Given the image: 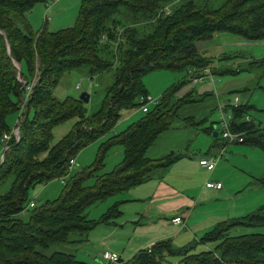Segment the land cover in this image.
Listing matches in <instances>:
<instances>
[{"label": "trees", "instance_id": "trees-1", "mask_svg": "<svg viewBox=\"0 0 264 264\" xmlns=\"http://www.w3.org/2000/svg\"><path fill=\"white\" fill-rule=\"evenodd\" d=\"M46 1L0 0V146L3 133L11 129L9 113L18 112L25 86L34 79L19 139L8 141L0 162V264H88L73 253L45 254L43 249L73 242L69 235L74 232L85 237L119 216V202L97 219L88 218L85 208L153 178L158 168L176 159H153L146 152L180 109L198 99L193 89L177 94L190 81L188 69L240 71L211 66L213 56L203 54L198 43L217 31L247 40L264 38V0H221L217 5L211 0H80L72 25L51 30L45 21L34 28L27 13ZM165 5L170 12L158 14ZM255 62L264 67V56L249 63ZM82 66L90 75L113 69L101 106L90 113L79 97L53 95L61 75ZM160 68L183 70L185 79L168 85L138 119L101 142L91 165L70 174L69 160L109 134L124 111L140 105L139 98L149 93L142 76ZM252 106L247 100L230 107L232 124L243 132V143L264 151V125L245 119ZM192 116L182 118L188 124L199 122ZM71 117H77L73 129L49 145L55 125ZM212 129L202 128L213 134ZM116 144L123 146L121 162L100 172L107 150ZM53 179L64 180L59 196L29 207L28 189ZM87 181L91 183L85 185ZM257 181L264 185V176ZM235 226H264V204L218 222L191 244L177 247L170 238L160 239L119 264H264V232L233 235ZM211 242L214 246L206 248ZM197 243L204 246L195 250Z\"/></svg>", "mask_w": 264, "mask_h": 264}, {"label": "rangeland", "instance_id": "rangeland-1", "mask_svg": "<svg viewBox=\"0 0 264 264\" xmlns=\"http://www.w3.org/2000/svg\"><path fill=\"white\" fill-rule=\"evenodd\" d=\"M55 2L57 1L37 2L33 6V8L36 7V10L39 11L40 14L38 24L33 21L35 25L41 26L46 21L48 27H50L51 30H54L56 29V26H51L52 18H54L55 15L62 14L65 9L70 11V9H73L75 5L77 7L79 3L77 2V4H75V0H63L60 4V7L56 8V5H54ZM211 2L213 5H217L221 2V0H211ZM56 4L58 5V2ZM76 11L77 8H75L74 14H76ZM169 12L170 6L165 5L163 8H161L158 14H167ZM72 24L73 22L69 25ZM33 27L36 28L37 26ZM198 47L203 54L213 56V62L211 66L220 64L219 66L240 68V71L236 73H213V80L207 76L203 79V81L195 84H193L191 81H184L180 89L177 91V94L179 95L191 89H199L201 91L207 90L209 92L203 97L194 95L193 97L198 99L186 104L180 109L179 116L172 119L170 127L157 137L155 142L146 152V155L150 158H160L169 155L177 156V154L185 156L186 161L192 169L193 186H195L197 190L195 195L188 193L192 196L191 200H193L194 204L189 205L188 209H177L174 211V214L186 215L190 209L192 211L193 207L196 206V209L192 211L191 216H185L186 219H188V216H190L189 222L198 213V205L201 201L196 204L198 199L197 195L204 185L207 177L206 173L209 171L208 169H205L199 165V159L217 153L219 148L218 142L224 143V141L221 139L216 141V138L213 134L206 133L202 130V128L208 127V125L213 123H215V128L218 129L220 111L217 108L218 101H216L215 91L218 94L228 91L230 93H234L233 96L237 95L239 100H248L250 103L254 104V106H252V108L249 110L248 116H250L254 122L264 125V67L256 62L249 63L253 58H260L264 56V38L257 40H247L240 34L234 32L217 31L214 32L209 39L199 42ZM112 72L113 69L107 72L104 71L99 74L90 75L88 73L87 66L65 71L61 75L58 83L53 88V95L59 99H62L66 96L79 97L81 92L85 91L89 95L88 100L84 101L85 108L87 112L90 113L101 106V102L105 93V86L112 80ZM183 79H185V73L183 70H174L168 68L154 69L142 76L143 83L150 91L149 93H151L153 96H158L168 85ZM33 82L34 79L27 85H29V87L31 86L32 88ZM125 114L129 115L127 117H123ZM142 114L143 111L139 108V106L135 107V109L124 111V113L119 117L116 124L114 125V129H112L109 134L88 144L78 152L75 157V164L70 170V174H73L80 169L91 165L97 157L100 143L110 136V134H115L124 130L129 123L138 119ZM185 115H193V120L199 122L196 124L185 123L184 119L182 118ZM16 117L17 111H12L8 115V122L10 123L11 128L14 127ZM76 120L77 117H71L56 124L52 129V138L49 142V145L55 144L60 138L68 134L73 129ZM10 131L3 133V135H11ZM216 142L217 145H215ZM236 147L246 149L249 147L248 150L250 151V154L246 157L234 155L231 151V148L234 149ZM210 150L211 152L206 154ZM5 151L6 150L3 151L2 144L0 146V162L3 159H1V155L4 156ZM122 158L123 146L120 144L111 146L107 150V153L104 157V167L100 172L115 168L119 165ZM229 164L231 165L230 168L228 166ZM174 169V167L171 168L170 166V169L161 170L159 176H162L161 178H163V180L172 184H178L181 180H185V178H179V175L175 173ZM214 169L215 170L212 172L213 175L220 174L222 177L225 175V187L222 193H216L213 196V199L218 200L219 205L222 203L224 208L227 206L230 207L231 212L236 214H238L237 211H239L240 214L238 216L241 217L242 215L255 212L259 206L264 204V185L258 183L257 181L259 177L264 176L263 150L252 148L250 145L245 143L226 144V152L224 153V156L218 159ZM63 181L64 180L62 179H53L47 183L43 182L35 184L28 189V198L30 200H34L36 204H40L45 200H52L58 197L62 192ZM90 183L91 181H87L85 182V185ZM140 187H143V185ZM226 190H228L231 195H229ZM129 191H132L131 188L124 192L108 196L102 201L86 206L85 214L88 218H99L100 215L105 212L110 205H112L114 200L119 199V197L124 195L131 196L133 193H135ZM122 206L123 205H120V210H123ZM132 207H136V204H129L127 206L129 209H132ZM169 208L170 209H167V211L173 212L174 207ZM154 210L156 209L153 208L152 204H150L148 212L153 213ZM224 211L226 212V210ZM204 214L207 213L198 214L197 219L204 216ZM24 215L25 214L22 216ZM161 216H163L161 219L165 222H169L171 220V212H169L167 215L163 214ZM138 217L139 218H137V221L131 219L129 222H124L120 218L109 219L108 224L100 223L94 227L95 229L93 228L94 230L91 229L90 231H95L93 233L96 235V233H101L102 230L115 228L114 231L117 235H125L122 237V239L129 238V240L131 239V242H133L134 237L136 236V233H133V230L138 229V227L144 225L148 220V217L146 216L141 217L140 215ZM112 220L115 221L117 226H115L113 223H110ZM228 220L229 219H227V221ZM121 221L123 222L122 225L120 223ZM90 231L88 234L91 233ZM179 231H181L179 235L173 239V244L177 247L183 246L182 239L186 233L193 235V231H191L188 227L180 228L178 232ZM251 232H264V226H235L231 230L233 235ZM80 238L81 234L74 232L69 235V240L73 242L53 244L43 250L45 254H50L55 250L72 252L69 249H74L77 246L76 242H81L78 241ZM140 238L141 235H137L135 237L137 241ZM197 240L191 239V241L184 244V246ZM90 242L95 244V238L91 237L90 240H84L81 242L84 244L79 245L78 249L76 250L78 257L84 255V253H91L92 246L89 244ZM208 245L211 247L212 245L214 246V243L211 242L208 243ZM201 246L204 245H198L197 243L195 250L200 249ZM94 256L97 255L94 253ZM86 258L89 260L87 261L89 264H107L103 260L98 262L96 257H91L90 259H88L89 257Z\"/></svg>", "mask_w": 264, "mask_h": 264}, {"label": "crops", "instance_id": "crops-1", "mask_svg": "<svg viewBox=\"0 0 264 264\" xmlns=\"http://www.w3.org/2000/svg\"><path fill=\"white\" fill-rule=\"evenodd\" d=\"M62 1L63 0H57L58 5L56 4L57 2H55L54 5H56V8L60 7ZM77 2H80V0H75V4H77ZM78 5L77 7L75 5V7L73 9L71 8L70 11H67V9H65V11L62 14L55 15L54 18H52L51 20L52 21L51 26H56L55 27L56 29L60 27L69 26V24H71L75 20L76 14H74V12H75V8H78ZM27 17L28 20L31 22L32 26H37L36 28L40 27L33 23L34 21L36 22V24H38L40 19V14L39 11L36 10V7L28 11ZM194 92L196 96L198 95L200 97H203L209 91L207 90L201 91L199 89H194ZM215 93H216V101L220 99L223 100L230 99L234 95V93H230L228 91L221 92L220 94H218L215 91ZM242 101L245 102L244 100H241V102ZM128 115L129 114H125L123 117H127ZM211 125L213 128L212 130L215 132L216 129L215 123ZM215 145H217V143H215ZM248 149L249 147H247V149L236 147L234 149L231 148V151L233 152L234 155L237 156L241 155L246 157L247 155L250 154V151ZM210 152L211 150L208 151L206 154H209ZM165 157L167 156L160 158H165ZM173 157H176V159L168 167L158 168L155 171V175L153 176V178L137 186L132 187L131 188L132 191L129 192H135L133 193V195L131 196L124 195L122 197H119V199L114 200L113 202V203L119 202V208L120 205H123L122 206L123 210L119 209L121 211L120 216L115 217L113 219L120 218L124 222H129L131 221V219L137 221L138 220L137 218H139L138 216L140 215L141 217L143 216L148 217V220L144 225H141L140 227H138V229L133 230V233H136V236L141 235V238L138 239V241L137 239H135L136 236L134 237L133 242H131V239L129 240V238L122 239V237H124L125 235H117L114 231L115 228L109 230H102L101 233H96V235H94L95 234L93 233L95 232L93 231L95 229L94 228L92 231H90L91 233L89 234L87 233L85 237L80 238L82 239L80 240L81 242H83L84 240L88 241L91 239V237L95 238V244H93V242L89 243L92 246L91 253L90 254L84 253V255L78 257L76 250L78 249L79 245L84 244L81 242H76L77 246L74 249H69L70 251H72L70 253H73L76 256V258H78L79 260L86 261V263H88L87 261H89L87 260L86 257H89L88 259H90L91 257H96L98 259V262H100L102 261V258H100V253L103 250L108 249L110 251H115L119 253L120 259L125 261L130 259L138 250L149 247L152 243H154L157 240L170 238L173 241V239H175L177 235H179V233L181 232V231L178 232L180 228L188 227L191 231H193V235L186 233L183 236L182 245H184L186 243H189L191 239L197 240L202 234L211 230L218 222L227 219H235L236 217H239L238 216L240 214L239 211H237L238 214L231 212L230 207L227 206L224 208L222 206V203L219 205L218 200L213 199V196L216 193H222L225 187V182H224L225 175H223V177L220 174L213 175L212 172L215 169H213L212 171L209 170L208 173H206L207 177L205 182L220 181L222 182V188L220 190H215L213 188H207L204 185L202 186L201 190L198 192L197 195L198 199L197 201L195 200L196 204L201 201L200 204L198 205L199 210L196 216L190 222L189 219L191 213L196 209V206L193 207L192 211L190 209L188 211V214H186V215H190L188 216L189 217L188 219H186L187 217L186 215L174 214L175 210L181 208L182 210L188 209L189 205L194 204L193 200H191L192 197L191 195H195L197 189L195 186H193L192 169L189 166L188 162L186 161L185 156H181V154H177V156H173ZM160 158H153V159H160ZM170 166L171 168L173 167L175 168L174 171L179 175V178L182 179L185 178V180H181L178 184H172L168 181L163 180V178H161L162 176H159V173L161 170L170 169ZM228 166L230 168L231 165L229 164ZM142 185L143 187H140ZM226 191L228 192V190ZM188 193H190L191 195H189ZM229 195L231 194L229 193ZM129 204H136V207H132V209H129L127 208ZM150 204H152L153 208L156 209L154 210L153 213L148 212ZM169 207H174L173 212L167 211V209H170ZM224 210H226V212ZM169 212H171L170 219L176 216H181L182 223L174 224L171 222V220L169 222L163 221L161 219V217L163 216L161 215L163 214L167 215ZM200 213H207V214H204V216L197 219V216ZM90 219H95V218H90ZM108 223L109 222H103L102 224H108ZM110 223H113L115 226H117L114 220H112ZM120 223L121 225L123 224L122 221ZM207 246L208 244L205 247L207 248ZM94 253L97 256H94Z\"/></svg>", "mask_w": 264, "mask_h": 264}, {"label": "built area", "instance_id": "built-area-1", "mask_svg": "<svg viewBox=\"0 0 264 264\" xmlns=\"http://www.w3.org/2000/svg\"><path fill=\"white\" fill-rule=\"evenodd\" d=\"M47 1H57V0H47ZM209 76L211 80H213V72L212 69L209 66H205L201 68L200 70H196V68H190L188 69V78L189 80L195 84L198 82L203 81L205 77ZM31 86H26V91L24 94V97L21 100L20 108L17 112L16 121L14 124V127L11 128V135H2L3 139V151L8 148V141L13 138L15 140L19 139V130H20V122L23 118V109L25 107V104L30 96L31 93ZM160 95V94H159ZM159 95L153 96L151 93H147L139 98L140 105L139 108L142 111H147L150 105L155 103L159 99ZM241 100H239L238 96L235 95L231 99H225V100H218L217 102V108L220 111V118L218 120V129H216L218 137L224 141V143H219L218 152L206 157H203L199 159V165L208 169L213 170L216 166V163L218 159H220L222 156H224V153L226 152V144H234V143H243L244 136L243 132L236 130L233 127L232 124V113L230 111V107L237 106ZM246 120H251L250 116H246ZM3 158V155H1V159ZM75 164V158H71L69 160V171ZM205 187L207 188H213L215 190H220L222 188V182L220 181H206L204 183ZM36 202L34 200H30L28 206L33 207L35 206ZM171 222L174 224H181L182 219L180 216L173 217L171 219ZM100 256L103 261H105L107 264H119L120 263V255L119 253L115 251H110L108 249L103 250L100 253Z\"/></svg>", "mask_w": 264, "mask_h": 264}, {"label": "water", "instance_id": "water-1", "mask_svg": "<svg viewBox=\"0 0 264 264\" xmlns=\"http://www.w3.org/2000/svg\"><path fill=\"white\" fill-rule=\"evenodd\" d=\"M79 98H81V99L84 100V101H87L88 98H89V95H88L87 92L83 91V92H81V94L79 95ZM213 135H214V137H217V132L215 131V132L213 133Z\"/></svg>", "mask_w": 264, "mask_h": 264}]
</instances>
